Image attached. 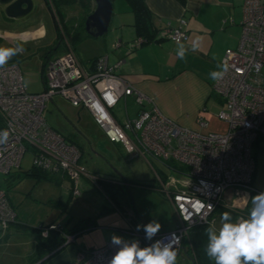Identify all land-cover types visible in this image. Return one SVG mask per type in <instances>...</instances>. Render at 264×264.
<instances>
[{
	"label": "built area",
	"instance_id": "built-area-1",
	"mask_svg": "<svg viewBox=\"0 0 264 264\" xmlns=\"http://www.w3.org/2000/svg\"><path fill=\"white\" fill-rule=\"evenodd\" d=\"M241 27L238 47L227 50L222 60L228 71L212 85L222 106L215 117L226 127L223 133L203 132L208 123L202 118L197 120L201 130L188 129L164 116L154 104L144 108L149 99L119 74L120 63L109 66L107 58L101 57L81 64L59 28L60 43L67 45V52L46 61L42 92L26 91L17 64L0 67V138L7 133V139L0 143V174L9 176L20 170L29 152L32 168L68 180L73 197H79L81 178L95 180L80 164L78 144L66 140L44 119L47 104L55 97L62 98L87 110L109 143L120 145L133 158L153 159L169 171L159 189L172 205L178 225L158 236L175 231L179 235L177 254L185 251L183 242L190 231L212 224L211 216L227 193L254 191L255 147L264 142V0H244ZM167 37L174 43L188 41L187 33L170 25ZM142 44L138 39L131 49ZM109 94L116 98L115 104L105 99ZM128 98L140 110L134 119L119 123L113 110ZM128 218L134 219V214L129 213ZM15 222L8 196L0 189V232ZM130 227L127 233L143 242V232ZM50 229L42 234L44 238ZM62 235L64 244L74 243L72 236ZM111 253L107 243L81 251L74 264H107Z\"/></svg>",
	"mask_w": 264,
	"mask_h": 264
},
{
	"label": "rangeland",
	"instance_id": "rangeland-1",
	"mask_svg": "<svg viewBox=\"0 0 264 264\" xmlns=\"http://www.w3.org/2000/svg\"><path fill=\"white\" fill-rule=\"evenodd\" d=\"M32 2L34 5L33 24L42 23V35L31 43L21 41L20 38L22 37H19V35L18 41L20 40L24 45L18 41L11 40V36L6 37L14 32L6 30L7 22H5L3 10L0 8V47L19 48L22 50V54L19 51L8 61L13 58L19 59L24 87L28 93L36 94L43 91L42 66L45 51L42 48L49 46L55 40L56 35L51 15L56 21V25H60V20H56L57 16L54 11H48L44 0H32ZM87 3L86 0H83L82 4L87 6ZM116 7L121 6L117 4ZM88 9L86 12H82L80 8L78 10V7L74 5L66 9L63 8V12L67 18L76 17L77 19V17H80V20H83L88 17L86 15L83 16V14H92V10L89 9L88 11ZM92 9L94 10L93 7ZM115 10L122 16L118 8H115ZM82 17L83 19H81ZM103 41V39H86L74 48L79 57L83 61H87L94 59L97 54L98 56L101 54ZM27 43L28 45L25 46ZM62 48L64 50L62 51L61 49L58 53L60 56L67 52L65 46H62ZM214 109L217 111L218 108ZM135 110V106L129 107L130 113ZM210 112L215 114L212 111ZM122 113L121 105L115 108L114 116L120 121L123 119ZM44 119L49 127L62 134L66 140L70 136H80V145L84 148L81 161L89 175H93L100 180L112 176L119 182L121 180L120 177L127 181L124 187L129 200L127 201L129 203L127 207L135 211V220H137L138 224H146L151 219H157L163 225L161 232L170 231L177 227L178 221L175 211L165 194L162 193L164 196H161L158 192L149 189L151 186L160 188L149 166L145 163L141 164L137 161L130 162L126 160L122 152L110 146L108 140L95 125L87 111L71 105L62 98L55 97L53 102L47 104ZM59 125H62L64 129L59 128ZM213 126L217 127L215 129L217 131H213V133H222L226 128L219 122H215ZM260 143H262L261 148L257 145L255 147H258L257 185L259 190L264 192V142L260 141ZM32 158L28 152L23 157L20 170L12 172L9 176L0 174V189L6 192L9 202L18 216L17 219H19L16 227H12L15 222L0 232V264H30L32 255L35 253L36 238L46 239L42 234L51 227L73 229L80 226L82 228L81 232L69 236L74 238L76 245L81 246L82 251L103 247L108 243L110 235L114 232L126 238L132 237L127 233V230L131 228L130 225L123 219L120 209H115L105 197L104 190H101V182L97 181L92 184L93 182H84V179L81 178L78 184L80 196H72L69 200L71 195L69 190L71 183L69 181L64 182L61 186H56L49 182H37L25 177L26 173L32 169ZM163 172L166 177H169L166 169ZM232 193L229 192L224 196L219 206L220 208L215 210L211 216L210 222L212 224L210 227L219 225V219L223 212L227 211L234 216H239V208H242V210L248 209V206H246L247 199L238 198L236 195L235 197L231 195V203L224 204L225 197ZM249 193L247 196L256 193V191H250ZM236 198H238L237 204L234 203ZM67 201H69V204L65 207L64 205ZM119 206L125 208L121 204ZM42 222L44 227H39ZM117 224H119V227H115ZM55 234L64 240L62 234L55 232L53 236ZM193 256L192 246L187 245L185 251L183 250L177 254V264H192L191 258ZM57 262L56 260H51L47 264H57Z\"/></svg>",
	"mask_w": 264,
	"mask_h": 264
},
{
	"label": "crops",
	"instance_id": "crops-1",
	"mask_svg": "<svg viewBox=\"0 0 264 264\" xmlns=\"http://www.w3.org/2000/svg\"><path fill=\"white\" fill-rule=\"evenodd\" d=\"M76 1L78 4L76 2L74 5L78 7V10L80 8L82 12H86L90 5L91 6L89 9L92 10V13L96 8V6L94 7L95 3L92 0H86L88 5L85 6V8L82 4H80L81 2L79 0ZM143 2L151 22V32H153L154 35L156 34L155 39L146 44H142L138 49L132 50L131 46L137 41L138 37L134 14L125 0H114L111 2L113 5V15L108 33L99 39H93L86 35L83 26L84 34L82 39L76 44L78 46V44L86 39H103V51L99 56L98 54L97 56H94V59L83 61L75 51V48H73L76 47V45L72 46V49L76 53L78 60L81 64L85 65L86 63L95 61L98 58L106 57L109 66H115L120 63L121 65L119 68V74L149 99L150 102L145 103L144 108L149 109L151 105L154 104L164 116L171 119L178 125L188 129L201 130L197 126V120L202 118L208 123V128L203 132L217 131L215 130L217 127L213 126V124L218 122L215 116L217 112L219 113L222 110V106L219 99L212 92V85L215 81L211 79L210 73L213 71H219L220 68L218 66H222V60L225 52L229 49H236L239 45L242 35L241 21L243 17L244 0H143ZM117 4H119L121 7H116ZM74 5L67 7H72ZM45 6L48 9L46 3ZM65 7L64 9L67 8ZM115 8H118L119 11H121L122 16L119 14V12H116ZM32 14L30 17L18 22H13L4 18L5 22H7L6 30L14 32L13 34H10L6 37L11 36V40L18 41V36L20 35L19 37H22L20 40L26 42L28 41V43H31L40 37L42 35V23L38 25L33 24L34 18H32ZM84 15L89 16L90 14L85 13L83 16ZM51 18L53 20L56 35L55 40L49 46L42 48L43 51H45L43 55L42 76L43 67L46 61L48 59H53L60 56L58 53L61 51V49L62 51L64 50L62 46H65L67 50V45L62 43L61 47L57 50V52H55V55L49 54L48 49L53 47L55 48L56 43L58 42L57 28L52 15ZM77 19L76 17H65L63 21L60 19L61 22L59 21V23L61 27L65 26L63 29H65L66 32L72 34L73 28H78L80 23H85L86 20L85 18L83 19V17L81 18L83 20H80V17H77ZM169 25L172 29L181 28L185 33H187L188 41L186 43L172 42L167 37ZM20 40L18 42L22 44L23 42ZM28 43L25 44V46L28 45ZM180 45H183L186 49V56L183 60H181L176 54ZM194 45L195 50L193 51L192 49ZM20 51L21 52L19 53L22 54L21 49ZM13 62L19 66V59L16 58L8 61L5 65L12 64ZM42 86L44 88V78H42ZM134 104L135 103L133 99L130 98H128L126 102L121 101L118 104L117 107L121 105L123 110V119L121 121L115 117L119 123H123L127 119L132 120L137 116V113L140 109L136 104ZM130 106L136 107V110L133 111V113L129 112ZM214 108H218L217 111H215ZM210 111H215V114L211 113ZM59 128L64 129L62 125H59ZM225 131L226 128L223 132ZM68 140L77 143L81 153H84L82 152L84 151V148L80 145L81 141L79 135L70 136ZM109 144L110 146L122 152L126 160L130 162L137 161L141 164H147L152 173L155 175L154 179L158 184L160 181H164L166 178L163 172V170L165 171L166 168L159 162L153 159L144 160L141 158H133L128 154H125V151L120 145L111 143ZM257 146L261 148L262 143H258ZM258 147L255 148L256 151L254 152L256 171L253 181V187L257 192L251 194L250 196H254L261 192L257 185ZM80 164H83L82 161ZM82 166L84 167V165ZM166 171L169 173L167 169ZM120 178V183L127 182L124 178ZM42 181L49 182L56 186H61L68 180L61 177H54L51 181ZM97 181L101 182L102 185H108V183L112 182L120 185L119 181L112 176L101 180L95 177L93 183L87 179H84V182L92 184ZM71 187L72 185L70 184V192ZM101 190L103 191V188ZM103 193L108 201L112 204L113 202L108 198L106 192L103 191ZM249 194L250 193L246 191H238L236 194L232 193L225 197L224 204L231 203V195H234V197L236 195L238 198H245V196ZM238 198H236V202H234L235 204H237ZM70 199L71 198L69 196V200ZM248 203L249 202L247 201L246 204L248 205ZM68 204L69 201H67L64 206L66 207ZM10 205L14 210V207L11 203ZM117 207L115 209H120V213L122 211L125 213L130 209L124 205L123 207L125 208H122L118 205ZM239 210V216L243 215L245 210H242V208H239ZM123 212L121 215H123ZM17 218L18 216L16 214V223L14 226H12L13 228L17 226V221H19ZM43 225L44 224L42 222L39 224V227H44ZM78 227L80 226L74 227V229ZM66 230L72 229L66 228ZM37 237L39 236L37 235ZM36 239L35 252L39 242V239ZM80 252L81 246L76 245L74 242L73 244H69L44 264H47L51 260L58 261L57 264H74L76 257ZM49 254L46 253L43 258ZM34 256L35 253L32 255V257ZM43 258H41V260ZM39 261L35 260V262H30V264H35Z\"/></svg>",
	"mask_w": 264,
	"mask_h": 264
},
{
	"label": "clouds",
	"instance_id": "clouds-1",
	"mask_svg": "<svg viewBox=\"0 0 264 264\" xmlns=\"http://www.w3.org/2000/svg\"><path fill=\"white\" fill-rule=\"evenodd\" d=\"M195 50V45L193 46ZM20 51L19 48L0 47V66ZM177 56L183 60L186 49L180 45ZM219 71L210 73L213 81L223 78L229 66L225 63L218 66ZM105 99L111 104L116 98L109 94ZM99 107V104L94 105ZM7 139V133L0 138V143ZM250 204L246 216H234L231 212H223L219 225L209 227L207 231L206 255L214 264H264V192L254 196H245ZM203 207V205H201ZM119 227V224L115 225ZM163 225L157 219L146 224H137L136 232H143V242L138 237H125L112 233L108 244L112 253L107 264H177L176 244L179 235L175 231L164 236Z\"/></svg>",
	"mask_w": 264,
	"mask_h": 264
},
{
	"label": "trees",
	"instance_id": "trees-1",
	"mask_svg": "<svg viewBox=\"0 0 264 264\" xmlns=\"http://www.w3.org/2000/svg\"><path fill=\"white\" fill-rule=\"evenodd\" d=\"M49 1H50V3H49ZM79 1L81 2L80 4L83 3V0H79ZM109 1L112 2L114 0H109ZM125 1L127 2L131 11L134 14L135 26L137 28V36H138L137 40L141 39L144 42V44H146V43L150 42L151 40L155 39L156 34L154 35V33L151 32V22H150L148 12L146 10V7L144 5L143 0H125ZM76 2H77L76 0H45V3L47 5L49 11H51V12L54 11L55 15L57 16L56 20L62 19V21L66 17L65 14L63 13V8L65 6L74 5V4H76ZM82 5H84V4H82ZM85 6H84V8H85ZM60 22H61V20H60ZM83 26H84V23L82 22V23H80L78 28L74 27L72 34L66 32L65 29H63V28H65V26L64 27L60 26V28L62 29V31L65 35V39L71 48H72V46H75L78 43V41H80L82 39V36L84 34ZM57 33H58V39H57L58 42L56 43V47L48 49V52L51 55H55V52H57V50L61 47V44H62L61 43L60 45H58L59 40H61V37L59 35L60 34L59 28H57ZM11 174H9V175H11ZM25 177L31 178L37 182H40L42 180L51 181L54 178V177L48 176L44 172L35 170L34 168L29 170L26 173ZM164 180H166V178ZM123 183L121 182L120 185H117L116 183L112 182V183H108V185H106V184L102 185L103 190L106 192L108 198L113 202L112 204L114 205L115 208L117 207V205L119 206V204H123L124 206H127V204L129 205V203L127 202V201H129L127 192L124 191V187H125L127 182L124 184ZM149 189H151L152 191L158 192V194L161 196H164L162 194V192L160 191V189L156 186H151V187H149ZM254 190H255V188H254ZM70 197H71V195H70ZM247 206H248V209L245 210V212L243 213L242 216H246L248 211L250 210V204L249 203ZM219 208L220 207H218L216 210H218ZM133 212H134V216H135V211L130 208L127 212H125V213L123 212L122 216L124 217L125 220H129V222H130V223L128 222L129 225L135 227L138 224L137 220H135V218L134 219L128 218V214L133 213ZM210 226H211V224L208 223L207 225L198 226V227L192 229L189 233L188 239L183 242L185 247L187 245H190L193 248L194 256L191 258L192 264H214V261L212 259H210L209 257H207V255H206L207 231H208ZM59 228H61L60 232H58V231H50L49 232L50 235H52V237H50V235L46 239H41V237H40L39 242L37 244L35 256L32 257L31 262H35V260L36 261L41 260V258H43V256L46 253L49 254L53 250L59 248L60 245L62 246V244L64 243L63 239H61L57 234H55L53 236V233L57 232L59 234L65 233L68 235H76V233H79L82 231V228H80V227L75 228V229L73 228L72 230H66L63 227H59Z\"/></svg>",
	"mask_w": 264,
	"mask_h": 264
},
{
	"label": "water",
	"instance_id": "water-1",
	"mask_svg": "<svg viewBox=\"0 0 264 264\" xmlns=\"http://www.w3.org/2000/svg\"><path fill=\"white\" fill-rule=\"evenodd\" d=\"M92 1L95 3L96 8L94 12L86 18L84 31L87 36L93 39H99L105 36L109 31L113 15V5L109 0ZM0 8L3 10L4 18L13 22L22 21L30 17L34 11L32 0H0ZM60 44L61 43L58 45ZM68 245V243L63 244L36 264H44Z\"/></svg>",
	"mask_w": 264,
	"mask_h": 264
},
{
	"label": "flooded vegetation",
	"instance_id": "flooded-vegetation-1",
	"mask_svg": "<svg viewBox=\"0 0 264 264\" xmlns=\"http://www.w3.org/2000/svg\"><path fill=\"white\" fill-rule=\"evenodd\" d=\"M55 22H56V21H55ZM55 25H56V24H55ZM59 26H60V25L57 24V25H56V28H60ZM59 43H60V40H59Z\"/></svg>",
	"mask_w": 264,
	"mask_h": 264
}]
</instances>
